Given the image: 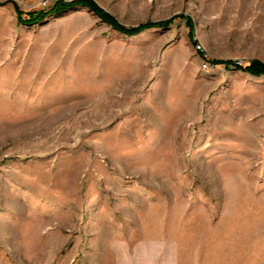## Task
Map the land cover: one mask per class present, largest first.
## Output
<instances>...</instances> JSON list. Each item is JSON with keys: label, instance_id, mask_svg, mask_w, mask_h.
<instances>
[{"label": "rangeland", "instance_id": "374dc122", "mask_svg": "<svg viewBox=\"0 0 264 264\" xmlns=\"http://www.w3.org/2000/svg\"><path fill=\"white\" fill-rule=\"evenodd\" d=\"M76 1L0 0V264H264V0Z\"/></svg>", "mask_w": 264, "mask_h": 264}, {"label": "trees", "instance_id": "16d2710c", "mask_svg": "<svg viewBox=\"0 0 264 264\" xmlns=\"http://www.w3.org/2000/svg\"><path fill=\"white\" fill-rule=\"evenodd\" d=\"M75 6H82L86 7L87 9L94 12L97 16H99L101 19H103L112 29H114L117 32H120L127 36H137L141 33H143L146 30L149 29H157V28H167L169 25L172 24L173 20H170L168 22H161V23H147L144 25H141L138 28H125L122 25H120L117 20L111 16L110 14L104 12L102 9H100L93 1L90 0H79L73 3H60L57 6L58 13H63ZM47 14L45 13H34L30 14L26 20L21 21L23 23H26L25 25H34L36 23H39L42 21ZM213 65H224L227 69H236V70H242L244 72H247L248 74L254 76V77H263L264 78V63H261L259 61L252 62L249 66L242 68L241 66H238L234 62H221V61H213Z\"/></svg>", "mask_w": 264, "mask_h": 264}]
</instances>
